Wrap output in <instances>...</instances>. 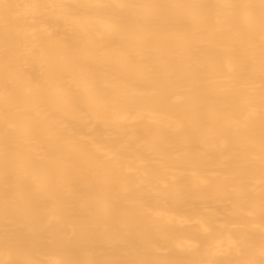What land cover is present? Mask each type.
Instances as JSON below:
<instances>
[{"label":"bare ground","instance_id":"6f19581e","mask_svg":"<svg viewBox=\"0 0 264 264\" xmlns=\"http://www.w3.org/2000/svg\"><path fill=\"white\" fill-rule=\"evenodd\" d=\"M0 264H264V0H0Z\"/></svg>","mask_w":264,"mask_h":264}]
</instances>
